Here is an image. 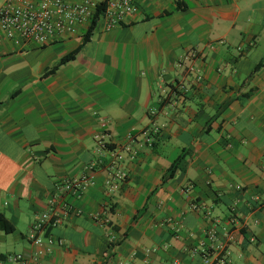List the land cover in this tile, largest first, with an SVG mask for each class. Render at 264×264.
Instances as JSON below:
<instances>
[{
	"label": "crops",
	"instance_id": "0c3cea01",
	"mask_svg": "<svg viewBox=\"0 0 264 264\" xmlns=\"http://www.w3.org/2000/svg\"><path fill=\"white\" fill-rule=\"evenodd\" d=\"M86 30L45 47L0 37L13 226L0 258L37 257L29 235L55 199L62 221L38 264H202L228 232L230 264H264V0H137L116 29ZM84 175L82 194L57 192Z\"/></svg>",
	"mask_w": 264,
	"mask_h": 264
},
{
	"label": "built area",
	"instance_id": "2783aa9c",
	"mask_svg": "<svg viewBox=\"0 0 264 264\" xmlns=\"http://www.w3.org/2000/svg\"><path fill=\"white\" fill-rule=\"evenodd\" d=\"M101 0H0V37L12 41L17 46L35 43L49 46L57 41L66 40L77 35L83 28H88ZM137 0H109L105 16L100 25L105 31H112L126 23L136 11ZM241 51L242 48L240 47ZM92 175L78 179L66 180L58 187L59 193L82 194L93 184ZM242 190L241 187H237ZM253 207H264V194L252 198ZM50 213H45L33 224L30 239L39 248L35 259H26L21 254L0 258V264H38L45 252L52 251L56 243L53 236H46L48 228H56L61 223L58 210L61 208L55 199L49 202ZM70 208L68 205L62 210ZM236 209V208H235ZM227 243L234 240L233 233L228 232ZM210 240H216L211 232ZM227 243L210 247L204 255L202 264H230L227 259Z\"/></svg>",
	"mask_w": 264,
	"mask_h": 264
},
{
	"label": "trees",
	"instance_id": "16d2710c",
	"mask_svg": "<svg viewBox=\"0 0 264 264\" xmlns=\"http://www.w3.org/2000/svg\"><path fill=\"white\" fill-rule=\"evenodd\" d=\"M109 0H101L98 4L97 11L90 21V25L85 32V41L89 40L94 34L96 29L100 26L101 20L105 16ZM81 47L77 48L75 51L63 57L51 70L47 71L46 74L55 73L63 64L71 62L76 59L78 54L81 52ZM178 168V162L176 161L172 168L170 169V176H173ZM0 227L5 231H13V226L9 224L8 220L3 214L0 213Z\"/></svg>",
	"mask_w": 264,
	"mask_h": 264
}]
</instances>
